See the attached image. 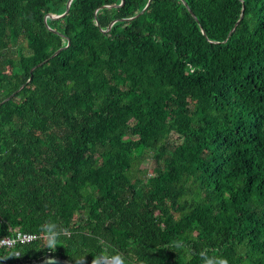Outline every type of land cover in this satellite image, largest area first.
Here are the masks:
<instances>
[{"label":"trees","instance_id":"16d2710c","mask_svg":"<svg viewBox=\"0 0 264 264\" xmlns=\"http://www.w3.org/2000/svg\"><path fill=\"white\" fill-rule=\"evenodd\" d=\"M66 1L0 0V263L264 264V0Z\"/></svg>","mask_w":264,"mask_h":264},{"label":"water","instance_id":"95a60500","mask_svg":"<svg viewBox=\"0 0 264 264\" xmlns=\"http://www.w3.org/2000/svg\"><path fill=\"white\" fill-rule=\"evenodd\" d=\"M68 1L69 0L66 1L65 7H64V10L62 11V13L57 14V15H45V16H43V20L46 17L55 18V17L62 16L66 12ZM148 1L149 0H147L146 3L144 4V6L138 12H136L134 15H137L139 12H141L145 8V6L147 5ZM121 2H122V0H120V3ZM183 3L185 5L184 1H183ZM187 10L192 14V12L189 10V8H187ZM192 16H193V18H195V16L193 14H192ZM231 29H232V27L228 30V33L230 32ZM201 31H203V30H201ZM66 44H67V42H66ZM58 49L59 48L54 50L51 53V55L54 54ZM39 63L40 62H37L36 65ZM32 67L29 70H31ZM26 80H28V78ZM21 86H22V84H20L16 89H14V91H12L9 95H7L3 99H1L0 102L7 100ZM0 264H72V263L65 258L58 257V256H55V255L47 252V251H44L41 255H39L38 257H35V258L20 259V260H17L15 262H12V263H0ZM98 264H120V261L115 260L111 257H105V258L101 259Z\"/></svg>","mask_w":264,"mask_h":264},{"label":"built area","instance_id":"2783aa9c","mask_svg":"<svg viewBox=\"0 0 264 264\" xmlns=\"http://www.w3.org/2000/svg\"><path fill=\"white\" fill-rule=\"evenodd\" d=\"M37 237V234L14 229L10 234L0 236V247H14L15 245L29 242Z\"/></svg>","mask_w":264,"mask_h":264},{"label":"clouds","instance_id":"9594fccd","mask_svg":"<svg viewBox=\"0 0 264 264\" xmlns=\"http://www.w3.org/2000/svg\"><path fill=\"white\" fill-rule=\"evenodd\" d=\"M55 243L54 238H49V246H52ZM120 264H123V261L121 260ZM217 264H228L227 259L225 258H220L217 262Z\"/></svg>","mask_w":264,"mask_h":264},{"label":"rangeland","instance_id":"374dc122","mask_svg":"<svg viewBox=\"0 0 264 264\" xmlns=\"http://www.w3.org/2000/svg\"><path fill=\"white\" fill-rule=\"evenodd\" d=\"M140 169H145L144 171H147V172H151L152 171V165L150 164V162H142L140 164Z\"/></svg>","mask_w":264,"mask_h":264}]
</instances>
